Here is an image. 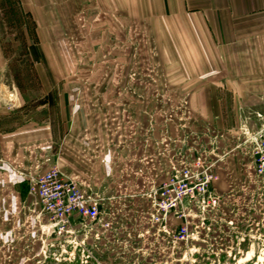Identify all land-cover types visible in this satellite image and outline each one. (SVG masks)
I'll return each instance as SVG.
<instances>
[{
  "label": "rangeland",
  "instance_id": "374dc122",
  "mask_svg": "<svg viewBox=\"0 0 264 264\" xmlns=\"http://www.w3.org/2000/svg\"><path fill=\"white\" fill-rule=\"evenodd\" d=\"M181 1L0 0V264H264V0L229 38ZM50 169L93 217L49 216Z\"/></svg>",
  "mask_w": 264,
  "mask_h": 264
},
{
  "label": "built area",
  "instance_id": "2783aa9c",
  "mask_svg": "<svg viewBox=\"0 0 264 264\" xmlns=\"http://www.w3.org/2000/svg\"><path fill=\"white\" fill-rule=\"evenodd\" d=\"M245 140L244 143L252 150L253 154V169L257 175H264V127L257 129L254 133L250 134L245 131ZM202 173H206L205 170ZM201 173V174H202ZM191 173L189 170L177 171L176 177L183 179H190ZM197 177L199 174H194ZM206 176V175H205ZM71 184L65 182L62 179V175L56 169H50L46 171L42 176H39L34 181V190L37 193L38 199L40 201L43 209L49 214L53 220L58 221H68L71 218L73 213L85 217H93L97 213V207L93 204H85L82 196L70 186ZM168 185V184H166ZM191 188V187H188ZM187 185L183 190L182 194L177 197L175 195L174 200L182 201L187 196ZM178 199H177V198ZM217 196L211 195L209 197L208 204L212 206L216 205ZM198 202V207L204 203V199L200 198L196 201ZM183 205V204H181ZM184 206V205H183ZM203 207V206H201ZM173 207H163L157 218V221L163 222L166 221L168 213L171 212ZM174 210V209H173ZM172 210V211H173ZM182 213H192L194 210L188 209L186 207L181 208ZM161 224V223H160Z\"/></svg>",
  "mask_w": 264,
  "mask_h": 264
},
{
  "label": "crops",
  "instance_id": "0c3cea01",
  "mask_svg": "<svg viewBox=\"0 0 264 264\" xmlns=\"http://www.w3.org/2000/svg\"><path fill=\"white\" fill-rule=\"evenodd\" d=\"M63 0H17L19 5L24 9L29 10L37 16L38 21L45 20L41 16L42 6L56 7L61 5ZM258 0H183L181 3L194 7H202L199 11L208 12V21L215 22L217 25V36L229 38V19H233L232 14H229L231 6H248L258 4ZM231 16V17H230ZM16 199L20 201V192L17 189ZM18 201V202H19Z\"/></svg>",
  "mask_w": 264,
  "mask_h": 264
}]
</instances>
